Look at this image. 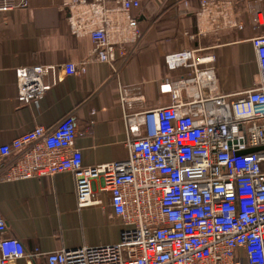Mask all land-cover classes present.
<instances>
[{"label": "built area", "instance_id": "1", "mask_svg": "<svg viewBox=\"0 0 264 264\" xmlns=\"http://www.w3.org/2000/svg\"><path fill=\"white\" fill-rule=\"evenodd\" d=\"M72 1L89 28L96 60H105L107 30L96 19L110 9L108 0ZM163 1L164 10L181 25L182 60L192 59L188 65L195 67V76L187 80L193 98L180 102L172 91L175 80L162 84V92L170 95L167 104L127 116L128 154L120 160L85 164L81 150L73 145V114L53 126L36 124L0 145L2 181L38 177L49 192L56 173L71 171L79 206L97 204L107 187L114 215L123 224L120 240L50 252L28 250L20 239L5 234L0 210V264H17L20 257H42L46 264H264L262 2L243 0L258 81L243 97L229 98L214 92L216 82L203 65L210 56L197 55L183 27L187 5ZM144 6L137 3L139 10ZM84 65L76 69L65 63L60 79L83 71ZM15 72L21 86L37 79L34 67H18ZM207 90L210 93L204 95ZM96 180L103 182L99 189Z\"/></svg>", "mask_w": 264, "mask_h": 264}, {"label": "crops", "instance_id": "2", "mask_svg": "<svg viewBox=\"0 0 264 264\" xmlns=\"http://www.w3.org/2000/svg\"><path fill=\"white\" fill-rule=\"evenodd\" d=\"M170 1L187 5L183 27L197 55L210 56L203 65L216 82L214 92L243 97L258 81L243 0ZM137 3L144 8L139 10ZM108 4L110 9L96 19L107 30V55L96 60L89 28L72 0H0V145L36 124L53 126L73 114V145L85 164L120 160L128 154L127 116L167 104L170 95L162 92V84L175 80L172 91L180 102L194 97L187 80L195 76V67L188 65L192 59L182 60L181 25L164 10V1ZM65 63L76 69L85 64V69L60 79ZM22 66L38 70L32 84L17 82L15 70ZM44 183L38 177L0 180L6 235L20 239L28 250L38 247L42 252L120 240L123 224L114 215L107 187L97 204L79 206L71 171L56 173L49 192ZM102 184L96 180L95 188ZM16 262L46 264L42 257H20Z\"/></svg>", "mask_w": 264, "mask_h": 264}, {"label": "water", "instance_id": "3", "mask_svg": "<svg viewBox=\"0 0 264 264\" xmlns=\"http://www.w3.org/2000/svg\"><path fill=\"white\" fill-rule=\"evenodd\" d=\"M190 9H193V8H192V5H190Z\"/></svg>", "mask_w": 264, "mask_h": 264}]
</instances>
